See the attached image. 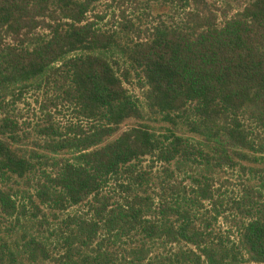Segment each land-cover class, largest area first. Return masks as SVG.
Here are the masks:
<instances>
[{
    "label": "trees",
    "instance_id": "trees-1",
    "mask_svg": "<svg viewBox=\"0 0 264 264\" xmlns=\"http://www.w3.org/2000/svg\"><path fill=\"white\" fill-rule=\"evenodd\" d=\"M161 1L180 9L181 15L172 22L156 21L140 37L125 15L118 29L107 32L97 26L86 15L92 0H0V99L31 82L51 84L60 102L72 105L90 122L86 129L69 126L74 137L43 129L55 137L47 144L50 151L65 147L72 155L51 157L53 171H42L36 196L57 209L89 196L95 202L93 216L68 217L74 229L64 235L61 264H90L93 257L88 254L71 257V244L79 240L87 245L103 228L112 236L137 229L148 239L181 243L161 261H142L141 247L132 248L126 264L264 263V208L240 221L236 239L214 237L193 222L191 206L209 197L197 178L192 177L199 192L184 198L185 207L176 195L166 201L163 188L156 203L147 194L132 193L112 207H106L107 196L100 192L111 179L124 190L140 183L139 174L126 183L118 179L130 171L132 160L144 155L164 162L181 157L225 164L231 160L229 148L264 149V0H249L219 16L205 0ZM132 78L142 88L149 110L200 135L211 153L171 128L156 133L142 123L100 144L124 118L142 117V101L126 85ZM15 130V121L0 117V134L12 137ZM31 167L30 156L0 138V177L21 176ZM0 211L18 221L23 205L0 188ZM21 237L20 250L29 259L48 256L42 240L31 234ZM99 248L92 250L103 257Z\"/></svg>",
    "mask_w": 264,
    "mask_h": 264
},
{
    "label": "rangeland",
    "instance_id": "rangeland-1",
    "mask_svg": "<svg viewBox=\"0 0 264 264\" xmlns=\"http://www.w3.org/2000/svg\"><path fill=\"white\" fill-rule=\"evenodd\" d=\"M205 1L208 8L219 16L231 14L249 0ZM180 12V9L161 0H92L86 15L107 32L118 29L119 22L124 20L122 15H125L135 27L133 34L139 33L141 37L146 35L147 28L156 21L161 19L172 22L179 18ZM39 29L36 28L35 31ZM126 85L142 101V117L124 118L114 132L103 137L100 144L112 140L122 130L142 123L156 133H166V129L171 128L174 133L194 141L201 151L211 153L210 147L207 146L208 142L200 135L189 131L178 120L173 126L163 119L161 114L149 110L143 102V90L135 79L132 78ZM3 115L15 121L16 130L12 137L4 133L0 134V138L6 140L18 153L30 156L32 167L21 176L7 172L6 177H0V188L8 190L15 202L23 205V212L19 213L18 221L0 211V243H3V246H0V264H61L63 254L66 253L64 235L74 229V224L69 222L68 217L93 216L91 204L95 202L89 196L87 200L57 209L41 202L36 196L35 189L37 182L43 178L42 171H53L48 164L51 157L72 155L70 149L65 147L55 153L50 151L47 144L55 137L44 133L43 129L55 128L74 137L73 132L69 131V126L75 128L80 125L86 129L90 122L72 105L60 102L56 86L36 81L13 90L0 99V117ZM237 150L243 154L237 155ZM31 151L40 156H33ZM227 152L231 160L225 164L205 163L197 159L184 160L181 157L164 162L144 155L132 160L130 171H123L118 179L126 183L131 181V176L139 174L140 183L133 182L130 190H124L111 179L100 192L107 196L109 205L106 207H112L115 201L123 203L125 196L129 198L132 193L147 194L154 198L156 203L157 194L163 188V197L166 201H173L176 195L179 204L185 207L187 201L184 198L187 195L194 196L196 191L199 192L196 181L193 180L197 178L199 184L205 187L204 194L209 197L200 198L198 205L191 206L194 224L211 231L214 237L220 236L224 239L228 236L229 239H236V226L240 221L246 219L254 209L264 208V149L255 145L253 148H229ZM162 202L163 199L160 205ZM215 210L219 213L217 214ZM22 234H31L42 240L48 256L29 259L26 256L27 252L20 250L23 248L22 245L20 248ZM180 244L148 239L137 229L112 236L103 228L98 230L97 235L87 245H80L79 240H75L71 244L73 248L71 257L78 259V255L88 254L93 257L89 259L90 264H126L124 259L132 257L131 249L139 246L140 254L144 257L142 261L147 259L161 261L168 251L175 250ZM97 245L100 246L103 257L94 254L95 251L92 249Z\"/></svg>",
    "mask_w": 264,
    "mask_h": 264
}]
</instances>
